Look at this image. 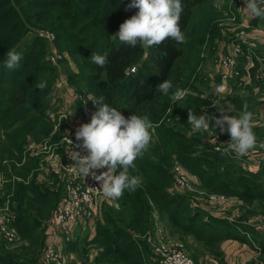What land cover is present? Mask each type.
<instances>
[{"label": "trees", "instance_id": "trees-1", "mask_svg": "<svg viewBox=\"0 0 264 264\" xmlns=\"http://www.w3.org/2000/svg\"><path fill=\"white\" fill-rule=\"evenodd\" d=\"M181 2L184 10L180 24L185 43L177 44L168 39L155 48L140 45L131 48L113 36L119 25L138 11L125 10L130 0H0V166L10 177L5 193L12 192L16 202L14 223L21 237L29 240L8 251L10 255L0 251V264H36L42 241L40 221L52 213L62 193L61 186L54 189L40 184L35 171L38 160L24 151L29 139L39 140L52 132L49 114L58 108L54 85L60 72L75 90L103 95L105 103L116 107L125 117L146 116L155 126L149 149L135 161V169L129 170L131 175L142 178V186L134 192L125 190L116 205L110 198L102 199L96 218L84 224L90 229L84 231L82 253L89 250L86 243L90 240L101 248L97 260L106 258L112 264H159L146 239L137 236L146 233L159 220L168 222L170 235L182 239L194 257L199 248L219 257V242L229 238L256 239L264 249V235L208 214L200 205L193 207L189 198L173 186L170 168L175 161L198 178L201 189L228 192L247 203L264 201L258 171H246V174L241 166L233 165L234 162L241 164V159L222 155V150L214 149L204 140L209 130L191 131L187 121L189 110L195 114L207 111L217 116L220 113L216 107L225 100L222 97L213 103L192 83L196 79L206 81L200 64L203 49L210 42L207 33H212L210 43L215 49L214 32L221 27L215 21L218 16L214 0ZM224 9L230 12L227 7ZM250 22L264 27L260 19H250ZM45 28L53 33L54 48L63 52L64 56L57 62L49 59L48 42L37 32ZM223 37L218 39L217 45H223ZM254 48L261 54L264 44ZM10 49L22 55L20 67L14 70L4 67ZM93 52L109 53L105 68L90 62ZM58 62L63 63L61 71ZM131 65H135L136 70L129 75L126 70ZM165 79L173 85L167 95L157 88ZM40 81L46 82L43 90L36 88ZM178 88L185 90L186 96L173 104L171 96ZM227 100L235 105V110L245 107L252 110L259 101L263 102L244 93L227 95ZM245 102L248 106L243 105ZM261 128L263 125L254 126L253 131L256 143L262 144L264 149V132L258 133ZM27 157L30 158L25 161ZM8 167H12L11 172ZM14 172L20 179L11 178ZM80 224L75 229L76 235L82 234ZM189 238L200 244L195 247L187 244ZM262 253L264 262V251Z\"/></svg>", "mask_w": 264, "mask_h": 264}, {"label": "built area", "instance_id": "built-area-1", "mask_svg": "<svg viewBox=\"0 0 264 264\" xmlns=\"http://www.w3.org/2000/svg\"><path fill=\"white\" fill-rule=\"evenodd\" d=\"M244 3L245 0H236L237 9H230L229 14L225 17L230 23L229 27H227L230 33L227 41H224V44L219 46L220 51L216 53L215 65L218 73V79L214 85L216 94H218L219 89L223 88L229 95L232 92V81H237L236 83L241 84L250 76H253L255 81L264 85V56L255 53L252 49V46L255 47L254 39L261 35L262 28L249 23L250 18ZM238 27H251V29L250 31L240 32L236 31ZM46 35L53 38V33L51 32ZM239 38H242V42L247 41L249 45L244 47L238 41ZM61 56L60 53L50 54L49 59L52 62H57ZM240 61L244 62L243 68L239 64ZM253 68L254 70H251ZM135 70L136 66L131 65L127 68L126 73L129 74ZM60 83L64 84L66 90L64 94L60 92V95H63V102L58 99L57 121L54 123L50 134L57 131L56 128L59 123H63L65 127L59 131V135L55 140L51 141L49 134L40 140L29 141L24 146L25 152L41 160L42 168L58 177L63 183L62 193L52 213L46 220V234H48V237L41 252V260L45 264H70L66 255L59 248L60 239L57 233L66 234L65 237L67 238L69 236H67L68 231L72 226L79 223L84 225L87 221L95 219L104 198L102 191L99 189L101 182L94 180L91 176L83 178L77 172V165L69 155L70 151H79L81 155H87L86 150L76 147L82 141L76 140L75 133L81 124L90 122L91 114L97 110L98 106L93 105L91 100H87L90 96H93L90 92L75 90L62 74L56 79L55 88L56 86L61 88ZM217 100L212 102L214 103ZM71 105L76 107V109H79V106L81 107L79 110L82 114L80 120L73 118ZM64 116L66 117L63 118ZM260 120L264 124V115ZM218 131L219 129L214 130V132L209 129L207 140L214 149L222 150L226 142L230 140V135L224 132L222 136ZM66 136L73 141L72 145L67 143ZM254 151L255 149L252 148L247 155L240 158L249 168L256 167L260 161V156L258 157ZM232 155L235 156L234 153ZM2 162H5V160ZM19 163L17 162V164ZM95 171L99 174L102 171H106V168ZM170 171L177 186L181 188L191 187L193 175H190L181 163L175 162ZM14 177L15 175L11 178ZM9 179L10 177H8L5 168L0 166V193L4 192L0 198V236L13 241L17 237V231L15 226H13L14 224L12 225L11 223H13L16 213L13 210L10 198L12 192L5 193L6 190L4 191ZM207 198L211 202L221 205L230 202V199L223 193H209ZM255 225L264 230V212L255 216ZM146 237L147 240L151 239L148 233ZM251 243L257 246L254 240H251ZM152 244L156 254V261L159 264H197L194 258L184 250L182 243L179 241H158Z\"/></svg>", "mask_w": 264, "mask_h": 264}, {"label": "clouds", "instance_id": "clouds-1", "mask_svg": "<svg viewBox=\"0 0 264 264\" xmlns=\"http://www.w3.org/2000/svg\"><path fill=\"white\" fill-rule=\"evenodd\" d=\"M250 19H264V0H245L244 3ZM138 9L136 13L125 19L115 33L114 39L125 46L135 48H155L168 39L177 44L186 42L181 30V16L183 5L181 0H130L125 10ZM108 54L92 53L90 62L99 68L108 65ZM22 55L16 49L7 52L4 67L14 70L20 67ZM130 73L129 75H131ZM45 81L36 84V88L43 90ZM173 85L170 80H163L157 85L158 90L167 95ZM218 93L224 96L222 105L216 107L219 116L204 111L195 114L188 111L187 121L193 133L207 132L210 128L219 129L220 133L227 132L230 140L222 149V155L242 158L256 145V134L253 131V113L245 107L242 114L234 116L235 105L227 100L228 93L221 88ZM186 96V91L176 89L171 96L173 104H177ZM93 105L98 106L92 114L90 122L83 123L75 133L77 148H83L87 155L79 151H70L69 155L77 165V172L85 178L91 176L101 182L99 189L106 198L118 199L125 190L134 192L142 186V178L131 175L130 169H135V161L142 157L152 142L154 124L146 116L132 114L125 117L116 107L105 103V97L90 96ZM64 116L63 118H65ZM62 118V119H63ZM59 130V126H58ZM69 145L73 141L68 139ZM59 146V145H58ZM106 168L99 174L95 170Z\"/></svg>", "mask_w": 264, "mask_h": 264}, {"label": "rangeland", "instance_id": "rangeland-1", "mask_svg": "<svg viewBox=\"0 0 264 264\" xmlns=\"http://www.w3.org/2000/svg\"><path fill=\"white\" fill-rule=\"evenodd\" d=\"M214 7H215V11L217 12V16H218V17L215 18V21L217 22L218 26L221 27V30L218 31V32H214L215 33L214 36H216L214 38V40H215L214 43H216L215 49L212 48V44L210 43L211 42V34L212 33H207V37L209 36L208 37V42H209V40H210V42L208 43L206 48L203 49L202 61H201V64H200L201 75L205 76L204 78H206V81H204V80L200 81L199 79L198 80L196 79V80H194L192 82L193 85L204 96L209 98L211 101H214L216 99L219 100L220 98H222V96H218V95H220L219 93L216 94L214 85H215V82L217 80L216 76H218L217 69H216L217 66L215 65L216 64V57H217L216 53H218L220 51L219 46L217 45V43H218L217 41L222 36H224L222 39L224 41H227V39L229 38L228 35L230 33L227 30V27H229L230 23L225 18L229 13H227L225 11L224 7H227V9H229V10L230 9L231 10H236L237 9V5H236V0H214ZM199 14H202V13L199 12ZM263 20L264 19H260V22L264 23ZM220 22H221V24H219ZM249 22H250V19H249ZM250 29H251V27H248V28L238 27V28H236V31L246 32V31H250ZM37 32H40L41 34H43L45 36V38H46V40L48 42V49H49L50 54H58V53H60L62 56H64L63 52H59V50L54 48L53 43L51 41L52 38H50V37H48L46 35L49 32V30L47 28L39 29V30H37ZM220 33L222 35H221V37H218L217 35H219ZM238 41H240L244 47L249 45L247 43V41L242 42V38H239ZM248 41H250V39H248ZM252 49H253V51L255 53L259 54L253 46H252ZM65 56H66V54H65ZM57 66L60 69V71L63 69V63H59L58 62ZM60 74H62L64 77H66V75L63 72H60ZM234 80L236 81V79H234ZM236 82L234 83V81H232V83H231L232 84L231 95L232 94L240 95V94H242V91L244 89L242 84L238 85V83H236ZM60 86H61V88H58V86H56V88L54 90V94H55V97L58 98L60 102H63V95H60V92H62V94H64L66 89L64 88V84L60 83ZM70 86H72V85H70ZM54 87H55V85H54ZM197 89H189V90L193 91V92H196ZM208 107H210V109H211L212 105H209ZM79 110H80V108L76 109V107L71 105L72 115L74 116L73 118H77L78 120H80L81 117H82V114H81V112ZM95 111H93V113ZM167 111L169 112V109ZM252 113H253V119H256V120L260 119V115H258L257 112H252ZM92 114H91V116H92ZM233 114H234V116H236V114H240L241 115L242 113H240V111L238 110V111H234ZM49 118H50V120L52 122V127H53L54 123L57 121V119H56L57 118V109L55 111H52L49 114ZM54 119H56V120H54ZM58 126H59V130H58ZM58 126L56 128L57 131L53 132L52 134L49 133L50 137H51L50 138L51 141L55 140L58 137V135H59V131H61L65 127V125L63 123H59ZM263 127H264V125H263ZM263 130H264V128L258 129V133L260 134V132H264ZM56 134H57V136H55ZM225 134H228V133L225 132ZM207 137H208V135L206 136V138L204 136V140L207 139ZM29 140L30 141H37V140H33V139H29ZM29 158L30 157H27L25 159V161L29 160ZM37 160H38V166L36 167V169H38V170H36L35 167H34L33 169H31V172H33L34 169H35V171H37L36 178L40 182V184L52 187L54 189H56L58 186H61V189H62V186H63L62 181L58 177H56L53 174H51L50 172H48V170L43 169L42 166H41V160H39L38 158H37ZM174 163H175V161L173 162V164ZM233 165L241 166V171L244 170L245 173H246V171L247 172H252V168H249L245 164H243L242 160H241V164L234 162ZM8 170L11 172L12 171V167H8ZM7 173H8V171H7ZM258 174H259L258 175V178H259L258 181L260 183L259 185L262 186V189L264 190V170L261 169L260 171H258ZM13 175H15V172L13 173ZM16 176H18V175H15L14 179H20V178H17ZM194 176H193V178L191 180V187H189V188H181V187L177 186L175 184L174 180H173L174 188L177 191L181 192L183 195H186L189 198V201H190V203H191V205L193 207H196L197 205H199V203L206 204L208 207H207V209L205 211L208 214L213 213L211 215H214V216H215V214L220 215L219 217L225 218L228 221L235 222V223H238L240 225L246 226L249 229H253L254 231L255 230L258 231V233H260V234H258L259 236L264 235V230L263 229H260L261 231L257 230L256 228L259 229V227H257L255 225V216L257 214H260V213L264 212V201L263 202H259L258 200H254L253 202L247 203L246 201L238 198L236 195L230 194L228 192L226 193V192H223V191H220V190H207L206 191L205 189H203V188L201 189L200 188L201 186H200L199 180H197L198 178H194ZM53 178L56 180L55 184H53V182H54ZM24 182H26V181H24ZM5 190L6 189H4V191ZM3 193L4 192L0 193V198L3 196ZM209 193H223L230 199V202L226 203L225 205H221V204H218V203H213L207 198V195ZM12 195L10 197L11 200H12V207H13V210L15 211L16 217H17L16 202L12 198L13 197ZM104 199H109V198H105L104 197ZM110 200L111 201L113 200L111 203H113V205H116V200L117 199H110ZM16 217H15V219H16ZM47 218L46 217L42 218L41 221H40V227L39 228L42 229V236H41L42 241H41V244H40L39 249H38L39 253H38V256H37L36 264H45L41 260V252H42V248H43V246H44V244H45V242L47 240V237H48V234H46V220H47ZM14 220H13V223H11V224L12 225L14 224L13 226H15V228H16V224L14 223ZM158 222H162L164 225L168 224V222L165 221V220H159ZM79 224H76V225L72 226V228L68 231L67 236L68 235L69 236L67 237V239L65 238L66 234L63 235L61 233H57V235H58V237L60 239L59 240V242H60L59 243V248L61 250L64 249L63 254L66 255L69 263L70 264H89V263L112 264V263H109L106 258L105 259H101V260H97L96 259V256H97L99 250L101 249V248H99L96 245L97 244L96 242L94 244H92V242L91 243L89 242L90 240L87 241L86 246L88 245L89 250L86 251V252H83V253L81 252V247L84 244V241H83L84 240L83 239V235L85 233L84 231L85 230L88 231L90 228H87V226H84L83 224H80V225L83 226L82 230H81L82 234H77L76 235L75 234V229H78L77 226H79ZM167 227H168V225H167ZM16 231H17V237L13 241H9V240L5 239L4 237L0 236V251L2 253L10 255L8 251L14 250L20 244L29 241V240L26 241V239L21 237V235H20V233H19L17 228H16ZM167 232H168V234H170L169 233V227H168V231ZM147 233L151 236L150 240H147V237H146ZM33 235L36 236L37 232H34ZM249 235L252 238L250 233H249ZM137 236L145 238L147 243H149V245H150V247L152 249H153V247H152L153 244L152 243H157L158 242V240L157 241L154 240L153 232L151 230H148V231H146V233H144L142 235H137ZM174 236H176V235H174ZM192 240H193L192 238H189L187 244H191L192 245ZM165 241H169V240H165ZM174 241L181 242L183 247H184V250L190 256L195 258L192 255V253L189 250L186 249V244H185V242L182 239H180V240L176 239ZM255 243H257L256 240H255ZM194 245L198 246V244L195 243V242H194ZM262 251H264V249H262ZM262 254L263 253L261 252V255ZM155 257H156V254L154 256V259H155Z\"/></svg>", "mask_w": 264, "mask_h": 264}, {"label": "crops", "instance_id": "crops-1", "mask_svg": "<svg viewBox=\"0 0 264 264\" xmlns=\"http://www.w3.org/2000/svg\"><path fill=\"white\" fill-rule=\"evenodd\" d=\"M258 27L262 28V33L261 35L258 36L257 39H254L255 46L257 47L260 44L262 45L264 44V27L263 26H258ZM218 46H221V45L219 44ZM260 53L264 56V51H260ZM239 64L243 68L244 62L240 61ZM241 84L243 85V88H244L242 93L244 92V94H247L248 96H256L258 101L259 100L263 101L261 103L259 101L258 105L255 108H253L252 110H248L251 112H257V114L260 115V119L263 118V115H264V85L255 81L253 76H250L248 79H246ZM243 105L248 106L246 102ZM243 110H239L240 113H242ZM235 111H238V110H235ZM239 115L240 114H236V116H239ZM260 119L252 120L254 126L264 125L262 123V120ZM254 149H255L254 152L258 155V157L260 156L259 157L260 161L258 165L252 168V171L256 172V171H260L263 167L264 149L262 148V144H259V143H256ZM243 164L245 163L243 162ZM194 178H196V176H194ZM199 205L204 210H206L208 207L206 204H202V203H199ZM216 215L217 214H215V216ZM217 216H220V215H217ZM256 229L261 231L260 228L259 229L256 228ZM150 230L153 232L154 240L156 241L157 240L165 241V240L178 239L176 236L168 234L167 232L168 227L167 225H164L162 222L155 221L153 227ZM253 240L255 241L256 239H253ZM250 241L251 240L249 239H234V238L224 239L219 242V251H220L219 257L215 256L214 254H212V252L206 249L202 250L201 248H199L200 250H198L197 252V257H195L194 259L196 260L197 264H254V263L264 264L262 255H261V252H262L261 244L257 242V246H254L251 244ZM194 242L197 244H200L199 241L193 239L192 246L194 247H195Z\"/></svg>", "mask_w": 264, "mask_h": 264}]
</instances>
